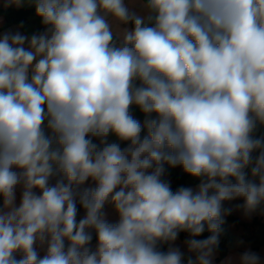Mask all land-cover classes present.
I'll use <instances>...</instances> for the list:
<instances>
[{
    "label": "clouds",
    "instance_id": "obj_1",
    "mask_svg": "<svg viewBox=\"0 0 264 264\" xmlns=\"http://www.w3.org/2000/svg\"><path fill=\"white\" fill-rule=\"evenodd\" d=\"M25 3L44 30L0 34V264H183L182 232L213 264L225 218L264 205V0H3Z\"/></svg>",
    "mask_w": 264,
    "mask_h": 264
},
{
    "label": "crops",
    "instance_id": "obj_2",
    "mask_svg": "<svg viewBox=\"0 0 264 264\" xmlns=\"http://www.w3.org/2000/svg\"><path fill=\"white\" fill-rule=\"evenodd\" d=\"M29 6H31V5L25 3L24 6L19 7V8L29 7ZM19 8L15 7V6L5 8L3 6V0H0V9H19ZM136 10H139L138 6L136 7ZM21 24L23 25V27L19 28V30L22 33L29 35V36L33 33H39V32H42L44 30V26L42 25L41 20L39 18H36V17L28 18L25 22H23ZM21 24L11 25V26L6 27L4 18L0 17V34L6 32V31H9V30L16 31L18 29V26H20ZM128 27H131V26L128 25ZM130 112L135 119L139 120L141 122V124H143L145 116L139 110V108L137 106H135V105L131 106ZM256 132L258 133V135L260 137H264V126L258 127ZM141 136L143 137L144 135L141 134ZM109 141L110 142H118L117 138L115 136H111V135L109 136ZM94 142H96V141H94ZM126 146H127L126 142L121 143V147H126ZM181 172H183V169L180 166H177L176 168H169L168 171L166 172L165 176H164V179L168 180L171 184V187H172V186H174L173 176L175 174L181 173ZM198 183H199V179L194 178L192 176H189L187 179L188 187L195 188ZM81 187L82 188L95 187V184H94V182L89 180L88 182L85 183V185H83ZM19 199H20V193L18 190V192H17V204L19 203ZM241 203H243V201L238 199V200H235L232 202H226L225 206L228 207V206H232L235 204H241ZM104 211L106 213V218L108 219V221L110 223H115L118 220V215L115 213L112 205L106 204ZM84 214H85V212H84L83 208L78 205L77 220L82 218L84 216ZM230 216H232L233 218H235L238 221L237 224H234V223H231L228 221L226 222L227 231H228V234L231 238V246H230L229 251L225 257L220 259V258H218V255L216 254L214 259H213V264H224V262L227 260L228 257H230V256L235 257L239 253H242L243 251H245L248 248H250L252 251L259 253L261 258H262V261H264V205H261L260 210L257 211L255 214H253L251 217H245L240 211H234ZM254 217L261 224V226H262L261 228L258 226H256V227L252 226V220ZM245 236L253 237L255 239V242L254 243H248L245 239ZM188 238L189 237H183V238L178 237V239L171 245L173 247H179L180 250L184 253L183 264H186V261H187V258L189 255H192L193 259H194V254L188 253L187 247L184 244V241ZM239 240H243L244 244L239 245L238 244ZM95 243H96L95 233H93V240H92L93 247L95 246ZM168 247H169V245H168ZM43 254H44V252L41 250L40 255L43 256ZM17 258L19 259L20 257L17 256Z\"/></svg>",
    "mask_w": 264,
    "mask_h": 264
},
{
    "label": "trees",
    "instance_id": "obj_3",
    "mask_svg": "<svg viewBox=\"0 0 264 264\" xmlns=\"http://www.w3.org/2000/svg\"><path fill=\"white\" fill-rule=\"evenodd\" d=\"M0 17L4 18L6 27L11 26V25H19L31 17L39 18L35 14L34 6L23 7V8H19V9H0ZM141 134L146 135V130L142 131ZM254 135L256 138L260 137L257 132H255ZM245 171L247 172L249 177H251L250 168L246 169ZM189 176L190 175L184 173V171L181 173L175 174L173 176L174 186H172V190L175 191L177 188H179L181 186L188 187L187 179ZM0 206H2V199H0ZM260 208L257 211H259ZM225 220H226V222L228 221V222H231L234 224L238 223V221L230 215L227 216ZM226 222L222 225V232L219 236L220 242H219L218 249L216 251L218 258H220V259L227 255L229 248L231 246V238H230L228 231H227ZM252 226H255V227L258 226L260 228L262 227L261 224L257 221V219L255 217L252 220ZM209 235H210V233L206 230L204 233L201 234V236L197 237V239H205ZM178 237H180V238L189 237V234L182 232L179 234ZM245 239L248 243H254L255 242V239L253 237L245 236ZM160 250L161 251H167L168 250V244L161 245Z\"/></svg>",
    "mask_w": 264,
    "mask_h": 264
}]
</instances>
